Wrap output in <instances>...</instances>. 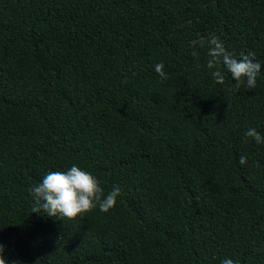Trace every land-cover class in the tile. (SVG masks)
I'll list each match as a JSON object with an SVG mask.
<instances>
[{
  "label": "trees",
  "instance_id": "obj_1",
  "mask_svg": "<svg viewBox=\"0 0 264 264\" xmlns=\"http://www.w3.org/2000/svg\"><path fill=\"white\" fill-rule=\"evenodd\" d=\"M213 34L237 59L255 52V88L215 82ZM249 128L264 135V0H0L8 264H264V144ZM73 164L119 186L116 206L33 213L27 189Z\"/></svg>",
  "mask_w": 264,
  "mask_h": 264
},
{
  "label": "clouds",
  "instance_id": "obj_2",
  "mask_svg": "<svg viewBox=\"0 0 264 264\" xmlns=\"http://www.w3.org/2000/svg\"><path fill=\"white\" fill-rule=\"evenodd\" d=\"M200 47H204L203 41L194 42ZM209 57L207 68L212 71V76L217 84L225 83V71L231 74L236 82H246L250 89L257 86V77L261 73L262 65L255 59V52L249 51L241 54L237 59L234 54L228 52L224 42L215 34L207 40ZM192 55L198 56L196 51ZM155 72L164 80L168 79V74L164 70L163 62L157 63ZM246 137L251 138L257 144H264V135L255 128L246 131ZM241 165L247 164V157L239 158ZM27 191L34 199L33 213L43 211L50 217H63L75 219L97 208L101 212H108L117 204L118 198L122 196V189L119 186L105 193L99 179L91 172L73 164L66 171H49L42 179L41 183L30 186ZM5 246L0 243V264H8L4 257ZM221 264H240L239 260L225 258Z\"/></svg>",
  "mask_w": 264,
  "mask_h": 264
}]
</instances>
